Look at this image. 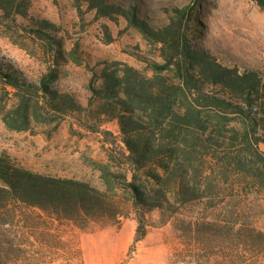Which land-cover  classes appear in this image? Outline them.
<instances>
[{
  "label": "trees",
  "instance_id": "trees-1",
  "mask_svg": "<svg viewBox=\"0 0 264 264\" xmlns=\"http://www.w3.org/2000/svg\"><path fill=\"white\" fill-rule=\"evenodd\" d=\"M255 1L264 10V0ZM31 3L0 0V34L22 48L28 39L38 42L55 64L31 81L10 60L0 58V122L10 131L27 132L57 124L67 115L86 118L85 127L93 131L99 122L116 121L120 148L108 151V160L95 166L102 188L34 172L1 153L0 259L12 245L7 239L12 230L29 223L25 212L30 210L80 227L118 222L133 210L139 223L136 241H141L147 235L146 215L156 209L174 215L203 199L215 207L223 185L264 192V75L225 66L209 49L195 45L188 32L197 21L193 8L164 9V18L140 0H75L79 11L87 3L98 17L124 19L158 48L161 58L147 61L151 76L107 58L98 60L100 70L87 65L92 72L88 105L98 102L90 109L59 83L58 66L83 64L82 53L77 48L65 51L59 26L30 16ZM92 122L98 124L90 126ZM230 222L206 225L243 231ZM244 232L264 238L261 230Z\"/></svg>",
  "mask_w": 264,
  "mask_h": 264
},
{
  "label": "rangeland",
  "instance_id": "rangeland-1",
  "mask_svg": "<svg viewBox=\"0 0 264 264\" xmlns=\"http://www.w3.org/2000/svg\"><path fill=\"white\" fill-rule=\"evenodd\" d=\"M140 1L164 18V9L190 6L197 19L188 30L195 45L209 49L225 66L241 72L256 69L264 75V10L255 0ZM81 7L79 11L75 0H32L29 14L57 24L63 49L77 48L82 53L83 64L69 61L58 66L59 83L93 109L98 102L88 105L92 72L87 65L100 70L103 66L98 60L107 58L151 76L147 61L161 62V58L158 48L127 27L124 19L113 22L98 17L87 3ZM19 22L26 23L23 18ZM26 44L22 48L0 34V58L10 60L31 81H38L55 64L53 55L44 53L38 42L28 39ZM87 123L86 118L67 115L57 124L15 132L0 122V154L7 153L34 172L79 179L102 188L101 173L95 166L108 160V151L120 148L118 124L99 122L102 125L93 131L85 127ZM244 188L223 185L215 207L203 199L174 215L158 209L148 213L147 235L141 241H136L139 223L133 210L118 222L87 227L30 210L25 212L29 223L7 237L12 245L2 253L0 264H264V238L255 239L244 232L248 228L264 232V192ZM20 221L16 223L23 225ZM228 221L243 231L237 234L206 225Z\"/></svg>",
  "mask_w": 264,
  "mask_h": 264
}]
</instances>
